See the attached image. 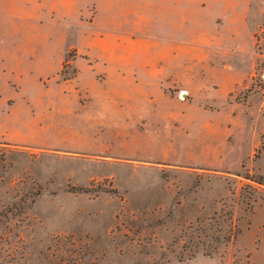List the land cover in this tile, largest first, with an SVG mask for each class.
I'll use <instances>...</instances> for the list:
<instances>
[{
  "label": "rangeland",
  "instance_id": "374dc122",
  "mask_svg": "<svg viewBox=\"0 0 264 264\" xmlns=\"http://www.w3.org/2000/svg\"><path fill=\"white\" fill-rule=\"evenodd\" d=\"M99 1L0 0V264H264V0Z\"/></svg>",
  "mask_w": 264,
  "mask_h": 264
},
{
  "label": "crops",
  "instance_id": "0c3cea01",
  "mask_svg": "<svg viewBox=\"0 0 264 264\" xmlns=\"http://www.w3.org/2000/svg\"><path fill=\"white\" fill-rule=\"evenodd\" d=\"M102 1L103 0H100L99 1V5H101L102 4ZM123 35H120L118 38L119 39H117V41H118V43L116 44V45H121L122 47H125V45H124V37H122ZM146 41H144L143 43H145ZM148 45H149V42H147L146 44H144L143 45V49H147V47H148ZM176 46L177 45H174L173 46V48H171V47H169V46H161L158 50H157V54H158V56L159 57H161V58H163V57H166L167 56V52L168 51H170V50H174L175 52H176ZM164 48L166 49V50H168L167 52H163V50H164ZM168 48V49H167ZM170 53H171V51H170ZM127 55H128V53H127ZM126 56H120V59H124ZM148 60H149V58H148ZM74 62H76V59L74 60ZM146 62H147V58H146ZM88 66H90V65H88Z\"/></svg>",
  "mask_w": 264,
  "mask_h": 264
}]
</instances>
